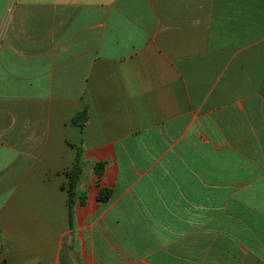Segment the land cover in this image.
Returning a JSON list of instances; mask_svg holds the SVG:
<instances>
[{
  "label": "crops",
  "instance_id": "crops-1",
  "mask_svg": "<svg viewBox=\"0 0 264 264\" xmlns=\"http://www.w3.org/2000/svg\"><path fill=\"white\" fill-rule=\"evenodd\" d=\"M2 28L0 262L264 264V0H0Z\"/></svg>",
  "mask_w": 264,
  "mask_h": 264
},
{
  "label": "trees",
  "instance_id": "trees-1",
  "mask_svg": "<svg viewBox=\"0 0 264 264\" xmlns=\"http://www.w3.org/2000/svg\"><path fill=\"white\" fill-rule=\"evenodd\" d=\"M80 151H81V149H80ZM80 151L78 154V163H77L76 167L69 173L70 180H69V185H68V191H69V209H70L69 212H70L71 222H73V219H74V207H75L76 201L78 199H81L82 202L84 201L83 193H80L78 191L79 181H80V178L83 174V170H82L81 166L79 165ZM98 169H99V167H98ZM111 194H112L111 189L101 188L99 195H98V199L100 201H107V200H109ZM0 264H5V263L0 262Z\"/></svg>",
  "mask_w": 264,
  "mask_h": 264
},
{
  "label": "built area",
  "instance_id": "built-area-1",
  "mask_svg": "<svg viewBox=\"0 0 264 264\" xmlns=\"http://www.w3.org/2000/svg\"><path fill=\"white\" fill-rule=\"evenodd\" d=\"M3 35H4V28H2V30L0 31V44L3 38Z\"/></svg>",
  "mask_w": 264,
  "mask_h": 264
},
{
  "label": "water",
  "instance_id": "water-1",
  "mask_svg": "<svg viewBox=\"0 0 264 264\" xmlns=\"http://www.w3.org/2000/svg\"><path fill=\"white\" fill-rule=\"evenodd\" d=\"M81 121H83V122H84L85 120H81Z\"/></svg>",
  "mask_w": 264,
  "mask_h": 264
}]
</instances>
